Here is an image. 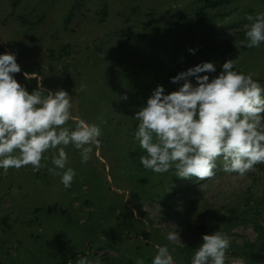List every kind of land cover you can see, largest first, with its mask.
<instances>
[{"label": "rangeland", "instance_id": "rangeland-1", "mask_svg": "<svg viewBox=\"0 0 264 264\" xmlns=\"http://www.w3.org/2000/svg\"><path fill=\"white\" fill-rule=\"evenodd\" d=\"M219 3L0 0V54H16L18 82L29 92L37 79L24 73L50 90L67 84L73 115L107 121L102 147L86 164L72 145L65 149L66 167L76 172L69 189L46 168L0 169V264H76L82 256L98 264H151L155 245L174 249L176 264H191L202 235L218 230L231 239L225 264L237 257L264 264L256 225L264 226V164L239 177L224 173L218 160L212 179H181L174 168L145 169L146 153L134 140L133 116L151 90H177L170 78L198 63H216L211 78L236 59L234 70L264 87V43L246 47L244 29L247 15L264 12V0ZM42 163L52 167L50 159ZM176 229L181 240L168 241ZM247 244L253 249L245 255L237 246Z\"/></svg>", "mask_w": 264, "mask_h": 264}, {"label": "clouds", "instance_id": "clouds-1", "mask_svg": "<svg viewBox=\"0 0 264 264\" xmlns=\"http://www.w3.org/2000/svg\"><path fill=\"white\" fill-rule=\"evenodd\" d=\"M245 19L249 22L244 25L245 46L259 47L264 43V12ZM188 51L194 55L196 49ZM235 64L236 59L226 60L219 74L210 78L208 73L217 71L216 63L203 61L170 78V83L179 85L177 90L166 93L159 84L151 90L133 116L139 121L134 140L146 153L140 157L145 169L164 174L174 168L176 177L203 181L216 175L218 160L223 161L224 173L239 177L264 164V87L253 74L234 70ZM19 73L16 54H0V169L6 173L28 166L36 171L46 168L69 189L76 172L66 167L65 149L72 145L86 164L93 149L98 152L102 147L101 125L107 121L98 117L99 123H90L73 115L67 90L47 89L38 77L24 73L25 79H37V87L29 92L15 78ZM190 78H195V84ZM85 89L81 84L79 91ZM119 99L126 101L127 93ZM69 121L74 127L68 126ZM48 152L52 154L46 157ZM49 159L52 167L42 163ZM178 238L177 229L166 237L171 242ZM230 243V237L219 230L203 234L191 264H225ZM155 248L151 264H176L174 249ZM76 264H98V258L94 262L82 256ZM137 264H145L144 259ZM230 264H245V260L232 258Z\"/></svg>", "mask_w": 264, "mask_h": 264}, {"label": "trees", "instance_id": "trees-1", "mask_svg": "<svg viewBox=\"0 0 264 264\" xmlns=\"http://www.w3.org/2000/svg\"><path fill=\"white\" fill-rule=\"evenodd\" d=\"M219 2H220V0H219ZM219 2H218V0H215V1L205 0V6H206V7H207V6L214 7V6H217L218 4H220ZM12 5L15 6L16 4L13 3ZM173 86L175 87L176 84H173ZM172 88H173V87H172ZM64 89L67 90V91H69L67 84H66V85L64 84ZM130 212L132 213V211H130ZM256 225H257V227L260 229V232H261V233L258 235V237H257V243H260V244L262 245L261 248H264V226L259 225V224H256ZM229 226H230V225H229ZM229 226H228V229H229ZM197 244L199 245V244H201V243H197ZM256 246H257V245H256ZM194 248H197V247H194ZM237 248H238L240 251L244 252L245 255H248V254H249V251L253 249L252 245L249 246V244H247V245L237 246Z\"/></svg>", "mask_w": 264, "mask_h": 264}]
</instances>
